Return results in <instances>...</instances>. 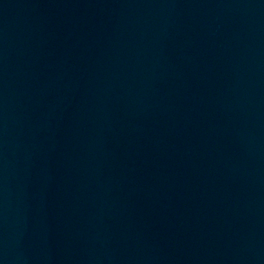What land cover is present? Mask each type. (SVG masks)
<instances>
[{
	"label": "water",
	"instance_id": "obj_1",
	"mask_svg": "<svg viewBox=\"0 0 264 264\" xmlns=\"http://www.w3.org/2000/svg\"><path fill=\"white\" fill-rule=\"evenodd\" d=\"M0 264H264V0H0Z\"/></svg>",
	"mask_w": 264,
	"mask_h": 264
}]
</instances>
